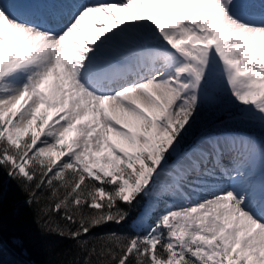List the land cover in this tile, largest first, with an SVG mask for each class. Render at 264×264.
<instances>
[{
  "label": "snow or ice",
  "instance_id": "obj_1",
  "mask_svg": "<svg viewBox=\"0 0 264 264\" xmlns=\"http://www.w3.org/2000/svg\"><path fill=\"white\" fill-rule=\"evenodd\" d=\"M221 86L264 130V0H0V255L12 184L49 264H264V139L185 144Z\"/></svg>",
  "mask_w": 264,
  "mask_h": 264
},
{
  "label": "trees",
  "instance_id": "obj_2",
  "mask_svg": "<svg viewBox=\"0 0 264 264\" xmlns=\"http://www.w3.org/2000/svg\"><path fill=\"white\" fill-rule=\"evenodd\" d=\"M223 102L225 103V107L222 109L216 108L206 111V113L199 109L186 135V144L191 143L201 133L217 132L225 129L253 131L252 128L255 126L260 128L258 124L247 123L237 119H235V122L228 121L235 115L236 108L235 106L232 107L226 100ZM237 122L242 125L235 126ZM24 201L25 195L17 190L15 185H5V199L2 214L3 248L0 261H2V264H49L52 258L48 255L46 249L51 238L44 237L35 222V209L38 205L29 207ZM128 230V224L122 227L109 225L106 228L95 229L92 235H97L105 231L121 232ZM15 241H22V245L18 246ZM58 243L62 248L71 249L75 242L63 240L58 241ZM64 258H71V254Z\"/></svg>",
  "mask_w": 264,
  "mask_h": 264
},
{
  "label": "rangeland",
  "instance_id": "obj_3",
  "mask_svg": "<svg viewBox=\"0 0 264 264\" xmlns=\"http://www.w3.org/2000/svg\"><path fill=\"white\" fill-rule=\"evenodd\" d=\"M96 2V0H86V3H95ZM88 23H91V21L89 20L88 21ZM105 23H110V22H108V21H105ZM89 38H91L90 36H89ZM224 100H226V102H229L230 104H231V106L233 107L234 105H233V103L231 102V100H230V98L227 96V94H226V92L223 90V87L221 86V91H220V97H219V104H218V107L217 108H220V109H222V108H224L225 106V103L223 102ZM200 110L202 111V112H205L206 113V111H210L206 106H201V108H200ZM237 114V109L235 110V115ZM235 115H233L232 117H234ZM49 116H51V113H49ZM201 118V117H200ZM199 118V119H200ZM228 121H232V122H235V119H233V118H231L230 120H228ZM240 125H242L241 123H239V122H237L236 124H235V126H240ZM224 127V126H223ZM253 129V131H255V132H257L261 137H262V139H264V130H262L261 128H259V127H257V126H255L254 128H252ZM226 130V129H225ZM223 133H238V132H236V131H230V132H228V131H225V132H223ZM220 134V133H219ZM249 135V134H248ZM186 143V142H185ZM175 202V203H174ZM169 204H181V203H183V201H181L180 199H175V200H171V201H169L168 202Z\"/></svg>",
  "mask_w": 264,
  "mask_h": 264
},
{
  "label": "bare ground",
  "instance_id": "obj_4",
  "mask_svg": "<svg viewBox=\"0 0 264 264\" xmlns=\"http://www.w3.org/2000/svg\"><path fill=\"white\" fill-rule=\"evenodd\" d=\"M79 2H81V1H79ZM221 183H223V181H222ZM174 203H175V202H174ZM176 205H179V204H176Z\"/></svg>",
  "mask_w": 264,
  "mask_h": 264
}]
</instances>
